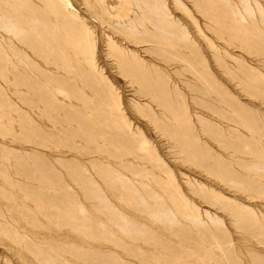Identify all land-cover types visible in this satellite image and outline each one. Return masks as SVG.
I'll list each match as a JSON object with an SVG mask.
<instances>
[{"label":"rangeland","instance_id":"1","mask_svg":"<svg viewBox=\"0 0 264 264\" xmlns=\"http://www.w3.org/2000/svg\"><path fill=\"white\" fill-rule=\"evenodd\" d=\"M11 1L0 264H264V0Z\"/></svg>","mask_w":264,"mask_h":264},{"label":"bare ground","instance_id":"2","mask_svg":"<svg viewBox=\"0 0 264 264\" xmlns=\"http://www.w3.org/2000/svg\"><path fill=\"white\" fill-rule=\"evenodd\" d=\"M12 1L13 2L14 1L17 2L18 5H24L25 6V4H24L25 3L24 2L25 0H12ZM133 1L134 0H131L130 3L128 2V5H129L128 8L130 9V11H131V8L130 7L132 6ZM40 2L44 4V7L47 10H49L50 12H52L59 19L60 26L63 27L66 32L69 31L71 33H74V32L83 33L82 28H78V27H81L83 25V23L78 24L74 20L67 19V17H66L67 14H69L68 13V11H69L68 10V7L70 6V3H69L68 0H40ZM5 5H6V3H5ZM11 13L14 14L15 17H21V15L18 14L17 12H11ZM87 21H88V19H87ZM103 22H104L103 20H100V24H103ZM19 33H21V30L17 32V34H19ZM63 214H65V213H63Z\"/></svg>","mask_w":264,"mask_h":264}]
</instances>
